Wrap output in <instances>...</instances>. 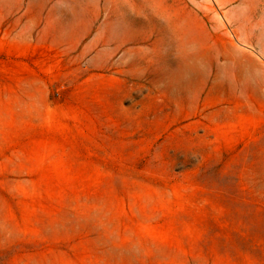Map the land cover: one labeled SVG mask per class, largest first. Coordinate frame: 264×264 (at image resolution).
<instances>
[{
	"label": "rangeland",
	"instance_id": "1",
	"mask_svg": "<svg viewBox=\"0 0 264 264\" xmlns=\"http://www.w3.org/2000/svg\"><path fill=\"white\" fill-rule=\"evenodd\" d=\"M0 264H264V0H0Z\"/></svg>",
	"mask_w": 264,
	"mask_h": 264
}]
</instances>
